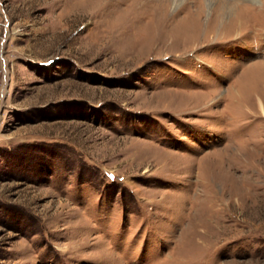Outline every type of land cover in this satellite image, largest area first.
Here are the masks:
<instances>
[{
  "label": "rangeland",
  "instance_id": "rangeland-1",
  "mask_svg": "<svg viewBox=\"0 0 264 264\" xmlns=\"http://www.w3.org/2000/svg\"><path fill=\"white\" fill-rule=\"evenodd\" d=\"M159 1L0 0V264H264V0Z\"/></svg>",
  "mask_w": 264,
  "mask_h": 264
},
{
  "label": "bare ground",
  "instance_id": "bare-ground-1",
  "mask_svg": "<svg viewBox=\"0 0 264 264\" xmlns=\"http://www.w3.org/2000/svg\"><path fill=\"white\" fill-rule=\"evenodd\" d=\"M144 1L147 2L148 0H144ZM177 1L178 0H170V3H172L173 6H177L179 4ZM159 2H161V4H162V2L165 4H167V3L169 4V0H161ZM221 3H222V7H220L221 11L218 14V17L221 16V18H222V15H224L226 12H232V10L235 9V7L237 5V0H221ZM221 18H219V19H221ZM184 34H186V32ZM261 108L264 112L263 104H261Z\"/></svg>",
  "mask_w": 264,
  "mask_h": 264
}]
</instances>
